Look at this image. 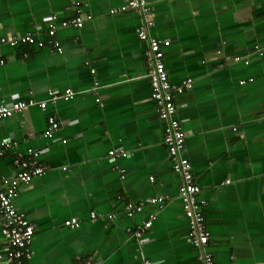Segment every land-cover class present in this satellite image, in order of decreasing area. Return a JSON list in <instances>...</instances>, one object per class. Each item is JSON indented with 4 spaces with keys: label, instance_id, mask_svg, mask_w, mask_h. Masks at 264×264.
I'll return each instance as SVG.
<instances>
[{
    "label": "crops",
    "instance_id": "1",
    "mask_svg": "<svg viewBox=\"0 0 264 264\" xmlns=\"http://www.w3.org/2000/svg\"><path fill=\"white\" fill-rule=\"evenodd\" d=\"M124 1L79 0L92 20L59 28L51 38L58 53L47 30L76 15L70 0H0V37L31 33L45 43L0 47V104L74 93L0 121V149L9 146L0 174H15L16 157L31 161L28 150L43 169L14 202L36 227L27 264H199L151 95L146 43L136 35L142 16L121 11ZM148 1L149 34L170 43L169 81L192 80L173 98L210 234L206 250L215 264H264V0ZM48 115L60 126L44 138ZM119 148L132 155L110 162ZM158 197L162 208L151 203ZM129 204L141 211L128 216ZM151 216L140 245L132 234ZM72 218L79 228L64 226Z\"/></svg>",
    "mask_w": 264,
    "mask_h": 264
},
{
    "label": "built area",
    "instance_id": "2",
    "mask_svg": "<svg viewBox=\"0 0 264 264\" xmlns=\"http://www.w3.org/2000/svg\"><path fill=\"white\" fill-rule=\"evenodd\" d=\"M71 7L76 11V15L70 20H64L60 23H53L47 30V36L51 39L55 36L56 31L60 28L81 29L86 22L92 20L90 14H83L80 10L81 3L79 0H70ZM121 11H134L142 16V23L136 29L137 38L146 43L144 54L145 63L148 66V78L150 81L152 99L156 105V112L160 121L165 125L163 144L167 150L171 161V167L180 178L178 188V197L183 207V213L188 222L189 242L193 248L199 251V264H215L213 256L206 250L209 245L210 234L206 227V222L201 211V203L198 200L200 189L195 182L189 160L182 155L185 142V134L181 129L180 122L177 120L176 105L173 95L181 94L185 90L192 88V80L187 79L178 85L169 81L168 74L164 64V49L170 45L168 40L158 39L149 34L153 26V20L149 12L148 0H125L120 7ZM115 11H111L114 13ZM50 19L57 21V15H51ZM48 44L58 53H61L60 45L57 41L50 40ZM8 46L17 48L20 46H37L42 48L45 43L37 40L31 33H25L20 36L0 37V47ZM26 56V55H25ZM1 57V55H0ZM238 58H236V61ZM4 62L0 60V65ZM97 86V84H96ZM49 99L44 102L34 100H14L8 103L0 104V121L8 117L21 113L27 108L38 107L45 110L48 103L55 104L60 99L68 101L74 97L71 90H66L62 96L55 92L48 93ZM59 122L54 115L47 116V127L43 132L44 138H51L59 129ZM7 143L1 144L0 157L4 156V149H8ZM132 154L127 153L121 148L111 150L108 153L110 162H116L118 159L129 158ZM27 156L31 161L16 157L12 160L15 174L12 177H5L0 174V264H27L32 257L31 244L35 234L36 227L26 216L20 212L14 202L18 197L21 187L28 185L31 181L43 174V169L36 166L35 159L38 154L28 150ZM118 170V167H115ZM122 172V171H120ZM152 204L163 206V198H154ZM141 205L129 204L126 207V214L131 216L134 212H140ZM91 220L96 219V214H91ZM114 216H108L113 219ZM154 217L142 224L133 232L135 239L142 245V238L145 232L151 227ZM64 226L71 229H77L80 223L77 219L72 218L64 222ZM83 264H100L91 258L86 259ZM140 264H154L146 258L140 260Z\"/></svg>",
    "mask_w": 264,
    "mask_h": 264
}]
</instances>
